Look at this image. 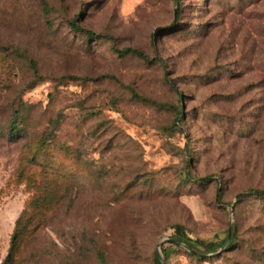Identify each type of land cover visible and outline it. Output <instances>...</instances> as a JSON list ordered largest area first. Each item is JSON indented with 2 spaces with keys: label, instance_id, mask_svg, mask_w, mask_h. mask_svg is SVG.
<instances>
[{
  "label": "rangeland",
  "instance_id": "obj_1",
  "mask_svg": "<svg viewBox=\"0 0 264 264\" xmlns=\"http://www.w3.org/2000/svg\"><path fill=\"white\" fill-rule=\"evenodd\" d=\"M247 189L264 191V0H0V264L37 197L51 206L26 211L14 264H152L175 224L212 242L236 227L240 250L164 264H264Z\"/></svg>",
  "mask_w": 264,
  "mask_h": 264
},
{
  "label": "trees",
  "instance_id": "obj_2",
  "mask_svg": "<svg viewBox=\"0 0 264 264\" xmlns=\"http://www.w3.org/2000/svg\"><path fill=\"white\" fill-rule=\"evenodd\" d=\"M179 0H177L178 2ZM70 27H72L74 30L78 32H82L83 35L95 39L99 38L100 36L96 33L89 32V31H83L78 26H76L74 23L70 24ZM112 49L114 52L118 55H131L133 57H136L144 62H151L152 59L145 54L144 52L133 49V48H124L120 49L113 45ZM16 52V51H15ZM28 66L32 72V77L35 81L41 80L42 78L39 76L38 70L36 69V65L32 61H28ZM61 79H65L62 77ZM171 85V83H170ZM133 97L144 104H149L154 107H158L159 109H162V107H165L163 105L157 104L156 102L152 100L145 99L143 97L133 95ZM175 110V120L172 122L171 126L166 128V131H168L169 134L174 135L176 133L181 132L179 130V125H181L182 121L184 120V105L181 99L180 105L177 106ZM24 108L21 107V110H15L12 114V118L9 123V137L12 140H15L17 137H20V134L23 127L25 126V120L23 117ZM47 139H43L41 141V145L46 143ZM33 161V158L31 159V162ZM23 172L24 168L21 170L18 169V172H16L18 179H23ZM187 177L189 180L195 182L196 184H203L208 183L211 181V178L209 177H202V178H196L189 176L187 174ZM217 199L220 197L221 190L217 189ZM264 196L263 190H257V189H247L242 194H240L237 199L238 201L241 198L245 197H259ZM49 199L47 197H37L34 198L31 203L25 209L22 211L20 216L15 221L14 229L12 232V235L10 237V244L9 249L7 252V255L3 261L2 264H14L15 263V257L18 254L20 250V244L22 242V239L27 234L28 231V223H25L26 221L30 220L32 217L31 215L26 216V211L29 209V207L32 208L33 212L39 213L41 209H48L51 206V202H48ZM173 234L170 237V242H167V245L169 248H163L161 249V254L163 255V259L167 261L170 252L176 251V250H182V247H186L190 253V257L194 258L197 261H212L216 258H218L220 255H222L223 252L229 251L230 249L233 250H240L237 241H238V231L235 227L234 230L230 233L228 231L227 235L220 240L219 242H212V241H202L199 239H192L185 233V228L181 224H175L173 227ZM228 238V239H227ZM224 251H220L222 249ZM152 264H162L160 260L157 258V256H154Z\"/></svg>",
  "mask_w": 264,
  "mask_h": 264
},
{
  "label": "water",
  "instance_id": "obj_3",
  "mask_svg": "<svg viewBox=\"0 0 264 264\" xmlns=\"http://www.w3.org/2000/svg\"><path fill=\"white\" fill-rule=\"evenodd\" d=\"M228 239V238H227ZM167 242H170V240L169 239H167L166 240ZM186 250H188L186 247H184ZM221 251H223V248L219 251V252H221ZM157 258L160 260V262L162 263V264H164L163 263V259H162V257L160 256V254L158 253V250H157Z\"/></svg>",
  "mask_w": 264,
  "mask_h": 264
}]
</instances>
